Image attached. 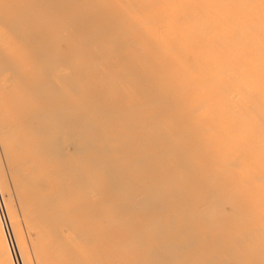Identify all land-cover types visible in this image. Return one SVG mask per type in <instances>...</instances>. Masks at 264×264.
Instances as JSON below:
<instances>
[{
  "label": "bare ground",
  "instance_id": "6f19581e",
  "mask_svg": "<svg viewBox=\"0 0 264 264\" xmlns=\"http://www.w3.org/2000/svg\"><path fill=\"white\" fill-rule=\"evenodd\" d=\"M14 198L42 264H264V0H0V263L31 264Z\"/></svg>",
  "mask_w": 264,
  "mask_h": 264
},
{
  "label": "rangeland",
  "instance_id": "374dc122",
  "mask_svg": "<svg viewBox=\"0 0 264 264\" xmlns=\"http://www.w3.org/2000/svg\"><path fill=\"white\" fill-rule=\"evenodd\" d=\"M4 171H5V170H4ZM5 173H6V171H5ZM5 175L7 176L6 178L8 179L9 175H8L7 173H6ZM8 182H9V181H8ZM9 184H10V182H9L7 185L9 186ZM9 188H11V186H10ZM5 198H6V197H5ZM9 199L12 200L13 198H6L5 200H9ZM11 200H10V201H11ZM14 200H15V198H14ZM16 201H17V200H15L14 203L11 201L13 204H12L11 202H9V201H7V202H8V205H10V207H11L12 205H13V207H14V205H15L14 208L16 209L17 213L14 214V212H15V211H14L13 214H14V216H15L16 214H17L16 216L19 215L18 217H19L20 220H17V219H16V220H17L18 222H19V221L21 222V223H20V222H19V223H20V225H22V226H20V227L23 228V229H22V234L25 233V234H23V235H24L25 238H26V237H28V234H29V233H28V234L26 233L28 228L26 227V226H27V222H25V221H26L27 219H26V220H23V218H26V217H23V218L21 217V215H20L21 213H19L20 211L18 212V208H17V205H18V204L16 203ZM19 201H20V200H19ZM18 203H20V202H18ZM11 204H12V205H11ZM13 207H11V211H12V208H13ZM18 207H19V205H18ZM14 208H13V209H14ZM22 208H23V207H22ZM19 209H20V207H19ZM23 209H24V208H23ZM28 212H29V211H28ZM11 213H12V212H11ZM18 213H19V214H18ZM23 214H25V213H23ZM29 214H30V213H29ZM25 215H26V214H25ZM25 215H24V216H25ZM16 216H15V218H16ZM20 217L22 218V220H23V222L26 224V226L23 225V222L21 221V218H20ZM19 223H18V224H19ZM29 225L31 226V224L28 222V227H29ZM35 226H36V224H35ZM25 227H26L27 229H26ZM36 227H37V228L39 227V229H41V231H43L42 234L45 233V231L42 230L43 228H45L44 226H43L42 228H40V226H36ZM31 228H32V226L30 227V230H29V231L34 230V229H31ZM33 228H35V227H33ZM37 228H35V230H36V231L38 230L37 232H40L39 229H37ZM24 229H26V230H24ZM0 231H1V230H0ZM0 233H1V232H0ZM34 233H35V231H33L32 234H34ZM40 233H41V232H40ZM40 233H39V234L37 233V234L39 235V238H38V237H35V236H37V234L34 235V236L32 235L31 237L33 238V240H34V239H37V238L43 240L44 237H43ZM26 235H27V236H26ZM29 235H31V234H29ZM2 236H3V233H2ZM0 237H1V236H0ZM21 237H23V236H21ZM31 237H29L30 239H28V238H26V239L24 238V239L28 241V240H31ZM3 238H4V237H3ZM0 239H2V237H1ZM38 239H37V240H38ZM60 239H61V238H60ZM63 239H64V238H63ZM3 240H4V239H3ZM22 240H23V239H22ZM25 240H24V242H25ZM33 240H32V241H33ZM55 240H56V239H55ZM55 240H54V242H55ZM20 241H21V240H20ZM32 241H28L27 243L25 242V244L27 245V246H26V248H27L26 250H27V251L25 250V251H26V258H25V259H27V261H30L31 264H32V263H35V264H37V263L40 264V263H41V264H42V262L45 263V259L43 258L44 260H42V257H41V259H40V263H39V259H37V260L34 261L35 258L33 257V255H34L33 252H34V253L37 252V254L42 253L41 251H40V253H38L39 249H40V248L42 249V247H37V245H38V246H41V244H39L40 242H37L36 240H34V241L37 242V245H36V244H35L36 242L33 243ZM38 241H40V240H38ZM44 241H45V240H43L42 242H44ZM46 241H47V240H46ZM57 241H59L58 238H57V240H56L55 243H57ZM61 241L63 242L64 240H61ZM65 241H66V240H65ZM65 241H64V242H65ZM67 241H68V240H67ZM67 241H66V242H67ZM0 242H2V241L0 240ZM30 242H32V244L36 245V246H33V245L31 244V246H33V247H35V248L37 247V250H38V251H36V249H34V248H32V250H31V246H29V245H30V244H29ZM42 242H41V243H42ZM54 242H50V243L52 244L53 247H54V245H53ZM64 242H63V245H62V246H64V244H65ZM3 243H4V241L2 242V245H3ZM20 243H21V242H20ZM46 243H47V242H46ZM48 243H49V241H48ZM70 243L72 244V241H70ZM23 244H24V243H23ZM25 244H24V245H25ZM43 244H44V243H42V245H43ZM57 244H58V243H57ZM57 244H56V245H57ZM60 244H61V243H60ZM71 244H70V245H71ZM4 245L6 246V244H4ZM58 245H59V244H58ZM67 245H68V244H67ZM48 246H49V245H48ZM52 246H50L49 248H51ZM59 246L61 247V249L63 248L61 245H59ZM59 246L57 247L58 249H59ZM0 247H2V246L0 245ZM3 247H4V246H3ZM67 247H69V246H66V248H67ZM5 248H6V247H4V251H2V250H3L2 248H0V257L3 256V257L6 259L7 257H6V254H5ZM38 248H39V249H38ZM46 248H47V249H46ZM46 248L44 249V250H47V251H45V252H49L47 246H46ZM54 248H55V247H54ZM66 248H65V249H66ZM72 248H74V245L72 246ZM72 248H71V249H72ZM1 249H2V250H1ZM24 249H25V248H24ZM33 249H34V251H33ZM58 249H57V251H58ZM65 249H64V250H65ZM44 250H43V251H44ZM67 250H68V249H67ZM67 250H66V251H67ZM72 250H73V249H72ZM32 251H33V252H32ZM35 251H36V252H35ZM51 251H52V250H51ZM53 251H55V249H53ZM63 252H64V251H63ZM70 252H73V251H70ZM54 253H55V252H54ZM56 253H57V252H56ZM68 253H69V250H68ZM68 253H67V254H68ZM52 254H53V253H52ZM62 254H63V253H62ZM43 255H44L43 253H42L41 255H36V254H35V256H36L37 258H38V256H43ZM69 255H70V254H69ZM69 255H68V256H69ZM44 256H46V255H44ZM58 256H59V255H58ZM63 256H64V257H68V256H65V255H63ZM3 257H2V258H3ZM56 257H57V256H56ZM61 257H62V256H61ZM58 258H59V257H58ZM5 259H4V260H5ZM0 260H2V259H0ZM6 260H7V259H6ZM41 261H42V262H41ZM1 262H3V261H1ZM36 262H37V263H36ZM0 264H1V263H0ZM2 264H7V262H4V263H2ZM8 264H10V263H8ZM28 264H30V263H28Z\"/></svg>",
  "mask_w": 264,
  "mask_h": 264
}]
</instances>
